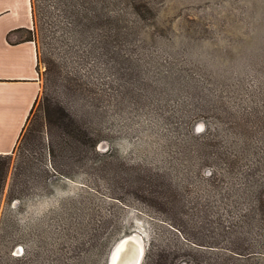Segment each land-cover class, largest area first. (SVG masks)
Here are the masks:
<instances>
[{
  "label": "rangeland",
  "instance_id": "1",
  "mask_svg": "<svg viewBox=\"0 0 264 264\" xmlns=\"http://www.w3.org/2000/svg\"><path fill=\"white\" fill-rule=\"evenodd\" d=\"M32 11L21 36L36 44L40 92L7 154L0 264H108L131 235L112 264L135 246L143 264L150 242L228 244L207 225L238 221L264 182V0H32ZM107 151L121 180L98 169ZM246 227L241 242L264 246V221ZM94 231L114 241L88 250Z\"/></svg>",
  "mask_w": 264,
  "mask_h": 264
},
{
  "label": "trees",
  "instance_id": "2",
  "mask_svg": "<svg viewBox=\"0 0 264 264\" xmlns=\"http://www.w3.org/2000/svg\"><path fill=\"white\" fill-rule=\"evenodd\" d=\"M95 19H73L76 27L84 25L85 27H91ZM31 40L30 38H27ZM103 43H107V39L101 40ZM74 124V123H73ZM75 127V124H74ZM85 138L82 141H89L90 138L84 134ZM192 138V135H191ZM102 140L101 137L95 139L96 144L98 141ZM92 141V139H91ZM94 141V140H93ZM82 143V142H81ZM211 143V138L209 135H197L192 138V144L199 150L201 148H206ZM94 153L98 155L99 153L93 149ZM101 160L100 165L98 166L99 171L104 174V176H113V180H121L122 177L118 174V168L122 167L124 163L119 161L112 152H105L100 154ZM208 160V159H207ZM207 161H205L204 166H207ZM10 167V157L9 155L0 154V197L5 187L6 178L8 170ZM112 172V173H111ZM210 174L206 178L213 186H218L221 182V174L217 173L215 170L209 171ZM111 174V175H110ZM204 177V171L202 173ZM160 176L153 177L151 174L148 176H142L137 174L135 176L134 183L143 178H148V180L153 183ZM163 185V184H162ZM87 187V186H86ZM163 188V187H162ZM140 187L132 188L133 192L137 195L140 193L146 194L145 191L140 190ZM89 193H98L97 189L88 188ZM248 198L250 199L249 206L244 209L243 213L240 215L238 221L233 223L231 226H226L220 220L219 217L216 218L215 222L209 226L210 232L216 236H226L231 235L233 238L228 242V244L222 245L221 243H205L204 241H190L180 242L181 246L170 249L168 247H155L153 243H149L144 254L143 264H238V263H247V264H264V246L255 247L253 245H245L240 240L239 229L242 228V225L247 226V230L251 231L257 224L264 221V182H258L250 186V191L248 192ZM106 198V197H104ZM107 201H118V197H107ZM167 200L161 198L159 201ZM105 223V222H104ZM99 236V231H94L88 238V246L90 249H97V246L104 247L105 244L111 243L114 241L112 237L110 240H104ZM81 247H84L83 242L79 243Z\"/></svg>",
  "mask_w": 264,
  "mask_h": 264
},
{
  "label": "crops",
  "instance_id": "3",
  "mask_svg": "<svg viewBox=\"0 0 264 264\" xmlns=\"http://www.w3.org/2000/svg\"><path fill=\"white\" fill-rule=\"evenodd\" d=\"M32 0H0V154L14 150L40 92Z\"/></svg>",
  "mask_w": 264,
  "mask_h": 264
},
{
  "label": "water",
  "instance_id": "4",
  "mask_svg": "<svg viewBox=\"0 0 264 264\" xmlns=\"http://www.w3.org/2000/svg\"><path fill=\"white\" fill-rule=\"evenodd\" d=\"M136 237V235H131V236H127V237H123L121 238L120 240H118L115 245L113 246V248L111 249V252L109 254V258H108V264H112L113 263V260H114V257L116 256L117 254V251L118 249L122 246V244L128 240V239H132ZM137 246L134 247L135 249V252L132 253V258L128 255L126 258H124L119 264H133L134 263V257H135V253H136V250H137ZM129 257H130V260H129ZM141 264V263H139Z\"/></svg>",
  "mask_w": 264,
  "mask_h": 264
},
{
  "label": "bare ground",
  "instance_id": "5",
  "mask_svg": "<svg viewBox=\"0 0 264 264\" xmlns=\"http://www.w3.org/2000/svg\"><path fill=\"white\" fill-rule=\"evenodd\" d=\"M142 257V252L140 251V249L138 248L136 250L135 253V257H134V263L133 264H139L140 263V258ZM115 258V257H114Z\"/></svg>",
  "mask_w": 264,
  "mask_h": 264
},
{
  "label": "snow or ice",
  "instance_id": "6",
  "mask_svg": "<svg viewBox=\"0 0 264 264\" xmlns=\"http://www.w3.org/2000/svg\"><path fill=\"white\" fill-rule=\"evenodd\" d=\"M197 131H200V129L198 128Z\"/></svg>",
  "mask_w": 264,
  "mask_h": 264
}]
</instances>
